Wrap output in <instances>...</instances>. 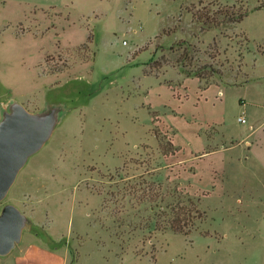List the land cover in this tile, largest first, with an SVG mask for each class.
<instances>
[{
	"label": "rangeland",
	"instance_id": "374dc122",
	"mask_svg": "<svg viewBox=\"0 0 264 264\" xmlns=\"http://www.w3.org/2000/svg\"><path fill=\"white\" fill-rule=\"evenodd\" d=\"M207 8L220 22L201 29ZM9 95L63 107L0 201L31 219L11 253L264 264V0H0Z\"/></svg>",
	"mask_w": 264,
	"mask_h": 264
},
{
	"label": "water",
	"instance_id": "95a60500",
	"mask_svg": "<svg viewBox=\"0 0 264 264\" xmlns=\"http://www.w3.org/2000/svg\"><path fill=\"white\" fill-rule=\"evenodd\" d=\"M63 115L61 104L31 111L12 99L0 109V201L7 195L20 169L51 137ZM30 217L14 203L0 210V256L8 255L21 241Z\"/></svg>",
	"mask_w": 264,
	"mask_h": 264
},
{
	"label": "crops",
	"instance_id": "0c3cea01",
	"mask_svg": "<svg viewBox=\"0 0 264 264\" xmlns=\"http://www.w3.org/2000/svg\"><path fill=\"white\" fill-rule=\"evenodd\" d=\"M12 99L14 98L10 95L6 99H1L0 109ZM50 245H47L46 241H29L20 250L15 253L10 252L4 258L11 264H67V255L62 250V246Z\"/></svg>",
	"mask_w": 264,
	"mask_h": 264
},
{
	"label": "trees",
	"instance_id": "16d2710c",
	"mask_svg": "<svg viewBox=\"0 0 264 264\" xmlns=\"http://www.w3.org/2000/svg\"><path fill=\"white\" fill-rule=\"evenodd\" d=\"M192 11V15H193V19H195V21L200 25L201 29H209L212 27H216L219 25V20L217 18L218 14L220 12H214L211 9L207 8V9H195V10H191ZM227 12V11H226ZM244 16V12H236L235 14L233 12H231V15H228V17H230L231 21H240ZM171 29H168V31H170ZM177 62L180 65L181 71L183 73H187L188 76H194L196 78L200 80H202L203 76L199 71L196 70H187L185 68L184 65H182V63L180 62V60L178 59ZM207 86L205 85L204 88H206ZM173 230L176 232H183L185 233L184 229L179 226V225H175L173 227ZM188 233V232H186Z\"/></svg>",
	"mask_w": 264,
	"mask_h": 264
},
{
	"label": "built area",
	"instance_id": "2783aa9c",
	"mask_svg": "<svg viewBox=\"0 0 264 264\" xmlns=\"http://www.w3.org/2000/svg\"><path fill=\"white\" fill-rule=\"evenodd\" d=\"M219 93H222V90H220ZM239 120L245 121V119L244 118H241V117H239Z\"/></svg>",
	"mask_w": 264,
	"mask_h": 264
}]
</instances>
